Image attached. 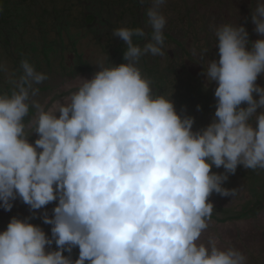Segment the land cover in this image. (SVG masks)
I'll return each instance as SVG.
<instances>
[{"label":"clouds","instance_id":"1","mask_svg":"<svg viewBox=\"0 0 264 264\" xmlns=\"http://www.w3.org/2000/svg\"><path fill=\"white\" fill-rule=\"evenodd\" d=\"M165 2L149 0L144 26L114 29L125 63L98 60L92 78L65 85L62 100L38 99L48 75L28 59L14 71L0 62L11 85L0 92V207L10 211L19 198L34 212L58 201L54 215L43 214L51 237L31 217L11 218L0 232V264H247L235 246L205 233L209 197L235 194L223 186L229 174L238 165L264 169V86L256 83L264 0L252 11L260 39L250 42L243 25L213 26L219 58L204 73L217 84L216 110L196 131L195 118L176 110L172 93L156 94L138 67L144 55H163ZM75 247L78 258L64 255Z\"/></svg>","mask_w":264,"mask_h":264},{"label":"trees","instance_id":"2","mask_svg":"<svg viewBox=\"0 0 264 264\" xmlns=\"http://www.w3.org/2000/svg\"><path fill=\"white\" fill-rule=\"evenodd\" d=\"M245 1L250 8L254 7L255 0ZM141 6L140 0L133 3H123L120 0H0V62L5 63L9 71H14L19 68L20 61L26 58L34 64L37 71L46 73L48 79L37 85L40 89L38 99L42 102L51 92V74L59 73L64 79L76 76L85 69L96 72L100 66L95 63L100 59L104 60L105 66L125 63L126 45L119 37L113 36V32L119 27L142 26V21L136 15V9ZM93 21L94 24L91 25ZM138 42L143 44L142 41ZM152 56L144 55L140 58V70L147 71L151 68L148 63L152 62ZM186 68L184 64H178L177 72L165 66L162 68L165 71V82L161 84L162 88L160 86L161 94L172 93L168 87L183 75ZM203 72V69L199 70V74L190 79L189 85H184L185 75L180 77L183 94L175 92L171 96L181 115L195 118L194 131L211 123L216 110L215 89L205 83L206 75ZM10 89L6 76L0 73V92ZM36 139L31 133L29 141L34 143ZM211 171L223 173L224 169L213 165ZM260 174H264V169L252 170L238 165L236 172L229 174L223 186L235 189V194L232 195L234 197L244 195L242 211L232 214L227 209L214 207L213 213L223 211L224 221L256 213L264 206V177ZM57 203L58 201L50 202L33 212L17 198L10 211L0 207V231L7 228L13 216L31 217V223L44 230L46 226L51 228V225L43 223V214L47 212L49 216L54 215L52 210ZM252 245L258 248V253L251 254L250 260L253 264H261L264 262V242L257 240Z\"/></svg>","mask_w":264,"mask_h":264},{"label":"rangeland","instance_id":"3","mask_svg":"<svg viewBox=\"0 0 264 264\" xmlns=\"http://www.w3.org/2000/svg\"><path fill=\"white\" fill-rule=\"evenodd\" d=\"M120 1L133 3L135 0ZM148 2L149 0H144L143 3L141 2L142 6L136 9V15L142 21L143 26L146 21L144 10L148 6ZM161 11L166 17V25L163 29L165 37L162 49L163 56H165L163 66L177 72L178 64H184L187 67V70L182 72L186 80L184 85L191 84L190 79L197 73L199 74V70L203 69L204 71V65H207L210 60L219 58L214 25L218 26L222 23L243 25L249 33L250 42L261 38L254 30L255 25L252 22L253 8H250L245 0H166ZM93 24L94 21L91 22V25ZM247 47L250 49L251 43ZM181 69H183V66ZM94 73L85 69L76 76L64 77V79L59 73L51 74L49 76L51 92L42 99V102L48 100L51 103L62 100L68 94L65 85H76L81 78L90 79ZM183 75L176 78L168 87L172 95H175V92L183 94V87L181 86ZM259 79L264 81V73L256 81L258 85L262 86ZM206 80L207 77H205V83L210 88L215 89L217 87L216 82L209 83ZM73 90L75 89L73 88ZM32 134L38 138V133L32 132ZM260 175L264 177V174ZM243 198L244 195L239 197L223 196L213 192L209 200L213 202L214 207L220 210L227 209L229 210L228 213L236 214L241 212L244 207ZM223 213V211H219L212 214L205 237L208 232L219 235L222 244L230 243L235 246L247 257V264H253L250 257L251 254L257 255L258 248L255 245L252 247V244H255L257 240L258 242H264V206L256 213H250L241 219L224 221L222 219ZM4 230L6 228H3L2 231ZM261 264H264V262Z\"/></svg>","mask_w":264,"mask_h":264},{"label":"flooded vegetation","instance_id":"4","mask_svg":"<svg viewBox=\"0 0 264 264\" xmlns=\"http://www.w3.org/2000/svg\"><path fill=\"white\" fill-rule=\"evenodd\" d=\"M142 26H143V23H142ZM148 30H150V29H148ZM149 38H150V36L146 33L144 38H143V40H142V43L146 42ZM142 45L143 44H141V46ZM150 56H151V54H148V57H150ZM152 58H153L152 62L148 63L149 66H151V68H148L147 71H146V69H143L141 71H143L142 74H144V76L147 77L151 81L154 92L156 94H161L160 86L162 88L163 86L161 84L163 82H165V79L163 78V77H165V74H164L165 71L162 70V68L164 67L163 65H164L165 56H163V55L152 56ZM258 77H260V76H258ZM259 80H261V79H259ZM261 83H262V86H264V81L263 80H261ZM254 95H255V97L257 99H259L258 94H254ZM173 102H174V104L176 103L175 101H173ZM245 105L246 104H244L242 106L245 107ZM195 129L196 128H193V130H195ZM45 232H46V234L49 237H51V228L50 227L46 226L45 227ZM55 248H56V245H55V243H53L52 246H51V249H49V250H52V249H55ZM64 255H66V256L67 255H71L73 259H76V258H78V255H79V248L78 247L73 248L72 254H69L67 251H65ZM86 264H87V262H86Z\"/></svg>","mask_w":264,"mask_h":264}]
</instances>
